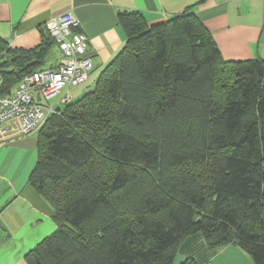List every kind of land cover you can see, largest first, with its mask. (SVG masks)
Here are the masks:
<instances>
[{
  "label": "trees",
  "instance_id": "1",
  "mask_svg": "<svg viewBox=\"0 0 264 264\" xmlns=\"http://www.w3.org/2000/svg\"><path fill=\"white\" fill-rule=\"evenodd\" d=\"M118 23L121 51L40 130L28 182L57 227L26 262L174 264L201 233L264 264V60L226 61L189 10ZM45 31L28 50L0 42V95L44 68L56 45Z\"/></svg>",
  "mask_w": 264,
  "mask_h": 264
},
{
  "label": "crops",
  "instance_id": "2",
  "mask_svg": "<svg viewBox=\"0 0 264 264\" xmlns=\"http://www.w3.org/2000/svg\"><path fill=\"white\" fill-rule=\"evenodd\" d=\"M187 10L203 23L226 61L264 60V0H0V42L13 49L35 48L42 42L49 22L72 13L88 37V55L94 66L88 81L81 86L89 83L94 86L125 44L126 33L118 23L119 12H140L152 25ZM59 61L50 65L46 62L42 70L51 65L56 67ZM16 89L17 86L13 93ZM79 90L76 97L86 93ZM67 93L72 100L70 88ZM60 95L53 103L56 109L64 103L61 100L64 93ZM40 102L47 105L43 100ZM3 130L5 136L0 138V264H28L26 254L57 227L53 206L28 182L38 161L40 131L19 135L17 123L12 120ZM194 238L182 243L184 248L179 249L178 255L181 252L189 257L191 249H195L192 258L197 264H215L222 252L208 253L203 239ZM198 249L207 253L205 260L204 251L200 257L202 253Z\"/></svg>",
  "mask_w": 264,
  "mask_h": 264
},
{
  "label": "built area",
  "instance_id": "3",
  "mask_svg": "<svg viewBox=\"0 0 264 264\" xmlns=\"http://www.w3.org/2000/svg\"><path fill=\"white\" fill-rule=\"evenodd\" d=\"M47 27L61 52L60 61L55 68L25 75L13 94L0 95L1 139L5 136L4 125L11 120L17 123L19 135L27 136L40 131L49 117L57 112L55 105H45L40 100L49 102L66 87L84 85L94 68L88 55V37L72 13L53 19ZM70 99L69 93L61 98L64 103Z\"/></svg>",
  "mask_w": 264,
  "mask_h": 264
},
{
  "label": "rangeland",
  "instance_id": "4",
  "mask_svg": "<svg viewBox=\"0 0 264 264\" xmlns=\"http://www.w3.org/2000/svg\"><path fill=\"white\" fill-rule=\"evenodd\" d=\"M60 58H61V52L59 51V49L56 46H52L50 51H49L48 57H47V64L48 65L54 64L58 60H60ZM92 86L93 85L91 83H89V85H86L82 88L79 87V89H81V90L83 89L84 92H88L91 88L94 87V86L93 87ZM67 89H68V87H66L63 90L62 95H63V93L65 95V93L67 92ZM70 89L73 92L72 93L73 99L69 101L70 103L77 101L78 99H80L83 96L82 95L80 97H78V96L76 97V94H80L79 89H77V90H76V88H70ZM75 91H77V92H75ZM60 97H61V95L51 99V101L46 102V104L52 105L53 103H56ZM65 105H66V103L59 104V108H63ZM197 236L201 237L200 239H203V242H204L203 246H204V249L206 250V252H208V251H209L208 253H218V252L220 253V252H222L219 254L218 258L215 260V262H214L215 264H254L252 258L249 256V254H247L245 251H243L242 249H240L237 246H228V247H224V248L210 249L207 246L205 239L201 233L190 236L189 239H196L194 237H197ZM183 248H184V246H181L180 249H183ZM204 249H198V251L200 253H202V254H199L200 257H201V255L203 257ZM193 252H195V249H191V252L189 253V257H192ZM206 252L204 251V260H205L206 255H207ZM187 257L188 256L181 255V252H180V254L178 255L174 264H180ZM204 262H206V261H204Z\"/></svg>",
  "mask_w": 264,
  "mask_h": 264
},
{
  "label": "water",
  "instance_id": "5",
  "mask_svg": "<svg viewBox=\"0 0 264 264\" xmlns=\"http://www.w3.org/2000/svg\"><path fill=\"white\" fill-rule=\"evenodd\" d=\"M3 84V80L2 78L0 77V86Z\"/></svg>",
  "mask_w": 264,
  "mask_h": 264
}]
</instances>
